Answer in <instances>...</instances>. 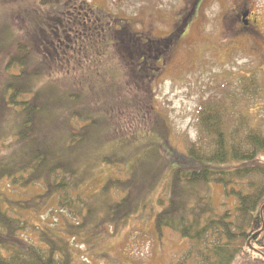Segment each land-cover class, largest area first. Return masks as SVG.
<instances>
[{
	"label": "trees",
	"instance_id": "obj_1",
	"mask_svg": "<svg viewBox=\"0 0 264 264\" xmlns=\"http://www.w3.org/2000/svg\"><path fill=\"white\" fill-rule=\"evenodd\" d=\"M37 6L46 13L30 15L28 23L21 14L14 15L18 23L14 16L0 18V144L6 142L0 146V264H74L59 233L83 228L82 210L90 220L106 207L110 224L128 217L133 202L157 191L163 174L165 198L157 203L154 236L168 230L187 245L170 264H264V106L254 125L247 104L260 100L259 70L228 72L213 85L196 110L195 138L183 153L158 142L161 122L147 131L145 143L109 149L115 121L153 115L152 105L142 114L134 87H147L156 75L157 45L171 49L178 37H134L123 21L94 11L85 0H38ZM78 37L86 40L79 45ZM70 73L76 79L51 78ZM104 166L119 175L102 177ZM212 187L234 199V207L216 204ZM33 190L43 193L41 204L65 227L59 233L44 229L37 243L21 235L32 226L24 215L40 204L7 197ZM84 193L99 194L84 200ZM100 196L106 197L103 206ZM74 220L83 222L69 223Z\"/></svg>",
	"mask_w": 264,
	"mask_h": 264
},
{
	"label": "rangeland",
	"instance_id": "obj_2",
	"mask_svg": "<svg viewBox=\"0 0 264 264\" xmlns=\"http://www.w3.org/2000/svg\"><path fill=\"white\" fill-rule=\"evenodd\" d=\"M85 1L94 11L108 15L109 19L123 21V27L128 33L134 34V37H153L157 41L171 34L178 37L171 49L169 45H157L160 48L156 49L154 54L158 56L159 61H156L155 68L159 69L156 75L147 81V87L135 86V92L132 88V95L136 94L142 114L149 111L152 105L153 115L134 117L126 114L122 121H115L113 124L117 126L110 136L113 148L109 149L127 151L134 148L136 142L137 145L145 143L149 139L147 133L155 130V122H161L164 125L163 137L159 135L160 128L155 132L158 142L163 148L170 146L172 150L183 153L195 138L196 110L203 100L211 97L210 91L217 81L223 82L228 72H241L252 68L259 70L256 77L261 78L264 84V0ZM37 2L38 0H0V18L9 19L10 16L21 14L26 17L28 23L30 15H38L41 9L43 14L46 13V8L37 6ZM246 12L250 15L246 16ZM40 17L42 20V16ZM16 20L20 21V17H15L14 21ZM245 21L249 24L245 25ZM43 23L45 24V20ZM13 28L17 31L15 23ZM78 38L79 45L86 40ZM65 40L67 41V38ZM27 41L34 44L35 39L27 37ZM76 41L77 38L75 44ZM128 51L125 54L129 57ZM46 55L45 53L44 57ZM57 60L54 58V62ZM70 74L71 76L53 74L51 78L76 79L73 73ZM0 81L3 79L0 78ZM122 91L121 89L119 92ZM259 93L260 100L247 102L253 108L251 113L254 125L261 121L263 115L260 110L264 106V88ZM246 109L243 108L244 111ZM154 114H157L158 120ZM262 127L264 130V124ZM4 144L6 142L0 146ZM4 152V149L0 148V158L4 157ZM259 163H264V153L259 158ZM101 169L103 171L100 170L99 173L102 177L119 175L113 166H104ZM119 177L123 178V174ZM166 178L163 174L157 191L133 202V212L119 222H105L109 221L106 207L89 215L92 216L90 220L86 218L85 210H82L84 227L80 230L66 228L64 234L63 231L59 233L65 227L55 216V211L50 210L49 205L41 204L44 202L43 193H36L37 190L31 193L9 192L7 197L14 201L31 198L40 204V209L31 210L27 216L24 215L32 226H28V232L21 235V238L29 241L32 237L37 243L38 234L44 229L48 233L58 232L62 240L69 242L70 246L68 245L66 251L74 264H170L185 252L187 245L184 240L168 230L164 231L161 238L154 236L153 220L161 210L157 205L158 201L165 198ZM211 193L216 204L225 203L226 208L231 209L234 199L224 197L221 188L212 187ZM98 194L84 193L82 198L86 200L97 197ZM110 196H115L116 200L119 194L113 193ZM100 199L103 206L106 197L100 196L98 200ZM35 206L31 205L32 208ZM218 209L221 208L218 206ZM81 222L83 221H69L74 225ZM68 230L74 235L69 236ZM74 236L77 237L73 239ZM242 261L237 259L233 264H242Z\"/></svg>",
	"mask_w": 264,
	"mask_h": 264
},
{
	"label": "flooded vegetation",
	"instance_id": "obj_3",
	"mask_svg": "<svg viewBox=\"0 0 264 264\" xmlns=\"http://www.w3.org/2000/svg\"><path fill=\"white\" fill-rule=\"evenodd\" d=\"M246 16H249L250 15V13H248V12H246V13H244ZM245 25H248L249 23H248V21H245V23H244Z\"/></svg>",
	"mask_w": 264,
	"mask_h": 264
}]
</instances>
